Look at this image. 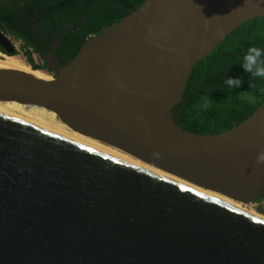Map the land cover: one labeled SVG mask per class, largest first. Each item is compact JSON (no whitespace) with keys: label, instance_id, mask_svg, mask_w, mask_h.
<instances>
[{"label":"water","instance_id":"95a60500","mask_svg":"<svg viewBox=\"0 0 264 264\" xmlns=\"http://www.w3.org/2000/svg\"><path fill=\"white\" fill-rule=\"evenodd\" d=\"M261 18L260 0H147L65 66L56 40L42 57L53 81L0 70V102L53 112L79 135L251 205L264 199V104L217 135L182 129L173 111L194 69ZM0 46L16 57L1 31ZM0 264H264V220L0 109Z\"/></svg>","mask_w":264,"mask_h":264},{"label":"trees","instance_id":"16d2710c","mask_svg":"<svg viewBox=\"0 0 264 264\" xmlns=\"http://www.w3.org/2000/svg\"><path fill=\"white\" fill-rule=\"evenodd\" d=\"M146 1L0 0V31L20 41L28 65L42 71L46 67L36 65L34 54L42 61L62 38L57 58L65 66L86 41L112 30ZM253 46L264 48V18L240 27L194 69L184 102L173 111L178 126L199 135H217L240 125L264 104V79H253L241 67ZM0 52L6 54L1 46ZM229 76L242 79L240 89L228 88ZM259 213L264 216V208Z\"/></svg>","mask_w":264,"mask_h":264},{"label":"bare ground","instance_id":"6f19581e","mask_svg":"<svg viewBox=\"0 0 264 264\" xmlns=\"http://www.w3.org/2000/svg\"><path fill=\"white\" fill-rule=\"evenodd\" d=\"M0 70H6V71H18V72H22V73H26L29 75H32L33 77H35L38 80H42V81H53L52 78H50L46 73H44L43 71H36L31 69L30 67L20 63L19 61H17L14 57H6L4 56L1 52H0ZM0 109L7 111L13 115H16L18 117H21L33 124H36L44 129H47L57 135H60L66 139H69L71 141H74L76 143H79L83 146H86L90 149H93L97 152H100L104 155H107L111 158L117 159L123 163L132 165L134 167H137L139 169L148 171L150 173H153L155 175H158L160 177L166 178V179H170L180 185H184L186 187H189L195 191H198L199 193H202L208 197L214 198L218 201H221L225 204H228L230 206L235 207L236 209H239L243 212H246L252 216H255L259 219L264 220V216L259 215L255 212H252L248 209L245 208V205L240 204V203H236L230 199L224 198L222 196L210 193V192H206L203 191L201 189L195 188L193 186H190L188 184H186L185 182L176 179L174 177L168 176L158 170H155L145 164H143L142 162L126 155V154H122V152H118L117 150H115L114 148L108 147L98 141L92 140L90 138L84 137L82 135H79L77 133H75L74 131H72L68 126L61 124L59 122V119L57 117V115L53 112L47 111L45 109L42 108H37V107H32V106H28V105H21L15 102H8V103H2L0 102Z\"/></svg>","mask_w":264,"mask_h":264},{"label":"clouds","instance_id":"9594fccd","mask_svg":"<svg viewBox=\"0 0 264 264\" xmlns=\"http://www.w3.org/2000/svg\"><path fill=\"white\" fill-rule=\"evenodd\" d=\"M264 3V0H260ZM174 51V50H169ZM243 71L251 75L253 79H264V48L261 47H249L246 54L243 56V63L241 65ZM228 88L240 89L242 86V79L236 76H229L226 81ZM248 99H254V97H247ZM257 165H264V151H260L256 157Z\"/></svg>","mask_w":264,"mask_h":264},{"label":"rangeland","instance_id":"374dc122","mask_svg":"<svg viewBox=\"0 0 264 264\" xmlns=\"http://www.w3.org/2000/svg\"><path fill=\"white\" fill-rule=\"evenodd\" d=\"M8 36V35H7ZM9 37V39L12 41V43L14 44V46L16 47V57H14L17 61H19L20 63H22V64H24V65H26V66H28V67H30L29 65H28V60H27V58H26V51H24V46H23V44L20 42V41H18V40H15L14 38H12L11 36H8ZM33 60H34V57H33ZM36 63V62H35ZM37 65H42L41 64V61H37ZM31 68V67H30ZM32 69V68H31ZM43 71V70H42ZM43 72H45L50 78H52L53 80L55 79V77L53 76V74H49L47 71H43ZM255 99V98H254ZM260 100V97H258L257 99H255V101H259ZM59 122L61 123V124H63L60 120H59ZM116 150V149H115ZM118 151V150H117ZM119 152V151H118ZM122 154H124V153H122ZM259 202V201H258ZM245 208L246 209H248V210H250V211H252V212H255V213H257V214H259V215H261L260 213H259V209L260 208H264V200L262 201V202H259V203H253V204H251V205H245Z\"/></svg>","mask_w":264,"mask_h":264},{"label":"built area","instance_id":"2783aa9c","mask_svg":"<svg viewBox=\"0 0 264 264\" xmlns=\"http://www.w3.org/2000/svg\"><path fill=\"white\" fill-rule=\"evenodd\" d=\"M33 57H34V61L36 62V65H37V61L39 60L40 61V58L37 56V55H33ZM54 76V75H53ZM264 200V199H263ZM263 200H261V202L263 201Z\"/></svg>","mask_w":264,"mask_h":264},{"label":"flooded vegetation","instance_id":"af4514ba","mask_svg":"<svg viewBox=\"0 0 264 264\" xmlns=\"http://www.w3.org/2000/svg\"><path fill=\"white\" fill-rule=\"evenodd\" d=\"M48 54H49V53H48ZM41 64L45 66V65H46V62H45L44 60H42V61H41ZM43 71H47V69H46V70H43ZM47 72H48V71H47ZM48 73H49V72H48ZM49 74H51V73H49ZM54 77H55V76H54Z\"/></svg>","mask_w":264,"mask_h":264}]
</instances>
